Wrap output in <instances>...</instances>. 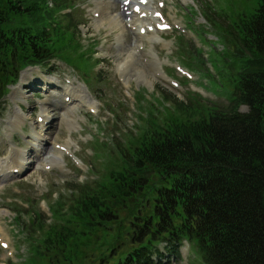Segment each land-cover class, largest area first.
<instances>
[{"label": "trees", "instance_id": "1", "mask_svg": "<svg viewBox=\"0 0 264 264\" xmlns=\"http://www.w3.org/2000/svg\"><path fill=\"white\" fill-rule=\"evenodd\" d=\"M75 14L73 0H0V110L28 67L59 59L88 74ZM231 19L238 34L211 59L218 82L205 73L229 105L163 95L172 110L158 101L112 150L96 145L104 171L67 187L49 217L12 208L29 247L23 264H154L156 245L176 252L184 240L206 264H264V0ZM189 42L178 36L182 53Z\"/></svg>", "mask_w": 264, "mask_h": 264}, {"label": "rangeland", "instance_id": "2", "mask_svg": "<svg viewBox=\"0 0 264 264\" xmlns=\"http://www.w3.org/2000/svg\"><path fill=\"white\" fill-rule=\"evenodd\" d=\"M107 1L73 0V3L77 6V9L75 7L74 9L76 10L75 17L79 23V32L76 34V39L81 47L76 54L86 53V61L89 63L90 68H92L91 75L87 76L91 77H84V72H78L74 67L72 68L62 63L54 62L58 69L55 70V74L51 76L52 80L50 81L56 87L53 90L55 92L63 93L69 87H74L75 90L81 91L82 98L79 99V104L85 107L72 114L64 113L62 111V105L56 111L54 108L55 103L47 104L43 107V109L46 108L48 114L56 118V123L49 135L51 141L48 145L49 151L33 160L32 163L34 166L29 167L31 170L20 178L14 179L12 185L0 186V222L3 226L2 235L11 245V252L13 253L12 258H8L6 256L7 253L0 250V263L1 260H5L6 264H23L30 258L29 247L24 240V235L19 234L20 229H18L17 225H14L16 214L10 209L26 208L28 210V205L32 204L33 207L42 209L50 216V206L59 195L65 196L68 193L66 191L67 187L78 183L93 181L96 179V170H99L101 173L104 171L105 167L102 165H105L104 157L107 151L113 149L114 141L112 139L121 137L122 134L132 131L139 125L138 116H144L143 111L137 108V104H140L139 94L145 95L148 110H150L153 102L148 100L151 97H154L153 101L156 97L161 100L159 93L161 91L160 87L172 92H166L169 99L178 100L179 102L184 101L185 92L189 90L188 86H184L180 90L171 89L164 81L154 76L153 69L155 68L149 70L147 66L142 65L139 54L134 53L140 45H145V52L150 57L152 64H156L159 61V63L166 64L167 66L175 63L177 60L175 55L176 48L174 46L175 40L168 35L164 41L167 42L168 40L169 45L165 43L162 46L160 44H154L152 46L150 38L140 39L136 35L137 32L126 28L118 17L115 8L109 9L104 17H101L99 20L95 19L93 17L94 12H100L103 6L102 4L107 6ZM174 2L178 5V9L170 14L171 20L182 23L185 13H189L188 10L191 9L196 14L195 23L199 27L204 22H207L204 17L205 12H203L207 8L209 9V13L214 12L216 19L223 21L226 20L224 18L233 10H242L244 7L241 0H232L231 2L229 0V3L221 0H194L193 3L192 0L191 4L189 3L190 1L186 0V5H183V0H174ZM64 25H68V22L64 21ZM190 32L195 35L196 40L205 48V57L208 59L209 66H213L211 59L213 60L220 56L215 48L219 47L221 49V44L224 43L222 35L218 32L209 33L204 29L196 30L191 25ZM208 36L213 37L209 38ZM190 38H194V36ZM209 39H213L214 41H209ZM192 42L197 48L199 47L193 40ZM98 59L104 61L101 63L98 62ZM124 61H131L133 63L130 68L132 72L130 74L131 88L120 84L119 78L116 76L119 65ZM30 70L25 74V80L27 77L29 79L38 73L35 69ZM136 76L140 80L134 78ZM199 77L205 87H212L211 81L205 73L200 72ZM145 79H147V82H145ZM146 84L147 86H145ZM21 85L24 86V82ZM199 89L204 92L203 96L205 99L209 98L219 106L227 104V100L222 94L204 91L200 86ZM11 95L7 99L4 112L0 115L1 163L6 147L10 144L16 145L20 152H24V157L26 156L25 151H29V154L32 151V148L28 147L21 139L24 136V126L27 123H32V120H30L32 111L23 110L24 112H22L20 110L21 106L19 102L24 100L20 92H17L14 96ZM41 98L45 100L48 96L42 94L37 98L36 102L38 103V99ZM34 104L31 102L29 107L34 106ZM94 104L99 111L98 117H90L88 115L87 108ZM142 105L145 106L144 104ZM32 108L37 113H41L42 109ZM243 110L246 111V109ZM16 113L19 117H15ZM94 121H101L104 124L99 127H94ZM109 127H113L114 132ZM95 139L100 141L102 150H106V153L101 151L104 159L100 158L97 161L93 157L95 149L93 150L92 144L90 145ZM88 141L89 143H87ZM37 142L41 143V140L38 139ZM57 143L70 144L75 157L81 162L80 167L64 157L63 154L57 153L53 147ZM105 143L107 147L104 146ZM24 157H21V160L24 159L23 167L27 165L26 160L29 161L30 159L29 155L26 158ZM47 160L49 162H46ZM48 163L54 166L51 172L44 171L43 165ZM20 217L26 221L29 219L28 216L24 215H20ZM183 251L182 264H203L193 254L194 251L190 244L185 243ZM189 260H191V263Z\"/></svg>", "mask_w": 264, "mask_h": 264}, {"label": "bare ground", "instance_id": "3", "mask_svg": "<svg viewBox=\"0 0 264 264\" xmlns=\"http://www.w3.org/2000/svg\"><path fill=\"white\" fill-rule=\"evenodd\" d=\"M96 12H98V11H96ZM138 37H140L139 36V34H138ZM123 63H127L126 61H124ZM122 64V63H121ZM120 64V65H121ZM133 64V63H132ZM119 65V66H120ZM152 66H155V64H152ZM132 67V66H131ZM129 70H130V68H129ZM128 71V70H127ZM142 71V70H141ZM145 73H146V71L145 70H143ZM129 72V71H128ZM27 73V71L25 72V73H23V75H22V78H21V82H24L25 81V79H24V77H25V74ZM130 73V72H129ZM147 75V74H146ZM134 78H137L138 79V76H136V77H134ZM138 80H140V79H138ZM142 80V79H141ZM144 81V80H143ZM19 88V87H18ZM18 88H16L15 89V91L18 89ZM72 98L73 99H75V98H79L78 96H73L72 95ZM84 98V97H83ZM52 104V103H51ZM55 105H58V104H56L55 103ZM46 117V116H45ZM45 121H48V119H47V117L45 118ZM68 147H70L69 146V144L67 145ZM46 151V150H45ZM49 151V150H48ZM19 154H18V156H16V159L19 161V166L20 167H22V168H24L22 165H24V159L23 160H21V157H24V152H18ZM25 153H26V156L24 157V158H26L28 155H29V151H25ZM29 161L28 160H26V163H28ZM33 165H30L29 167H32ZM20 167H17V168H20ZM9 169V168H8ZM12 169H15V167H13ZM6 171H7V169H6ZM18 173H19V170H18ZM16 175V174H15Z\"/></svg>", "mask_w": 264, "mask_h": 264}]
</instances>
